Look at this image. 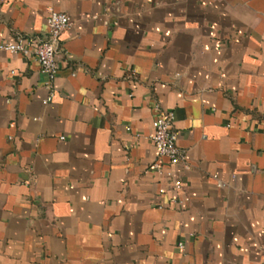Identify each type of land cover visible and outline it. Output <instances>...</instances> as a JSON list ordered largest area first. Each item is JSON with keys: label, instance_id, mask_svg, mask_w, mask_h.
Segmentation results:
<instances>
[{"label": "crops", "instance_id": "1", "mask_svg": "<svg viewBox=\"0 0 264 264\" xmlns=\"http://www.w3.org/2000/svg\"><path fill=\"white\" fill-rule=\"evenodd\" d=\"M51 10L73 20L52 90L0 49V264L263 263L264 0H0V45Z\"/></svg>", "mask_w": 264, "mask_h": 264}, {"label": "built area", "instance_id": "2", "mask_svg": "<svg viewBox=\"0 0 264 264\" xmlns=\"http://www.w3.org/2000/svg\"><path fill=\"white\" fill-rule=\"evenodd\" d=\"M47 37H31L25 39L18 34L13 42L0 45V49L11 53H21L26 57H34L40 64L41 71L47 77V87L54 88V80L59 71L57 54L61 43V35L73 25L72 18L65 12L51 10L47 18ZM53 91L43 101L44 104L51 102ZM174 113L160 111L153 121V134L151 140L157 149V158L152 164L154 170L165 173L171 180L173 187L180 190L183 180L176 176L175 168L181 164L187 169L186 154L178 145V133L173 126ZM63 139V137H62ZM175 204H182L181 199H173ZM183 247L182 244H179ZM260 264H264L260 263Z\"/></svg>", "mask_w": 264, "mask_h": 264}]
</instances>
